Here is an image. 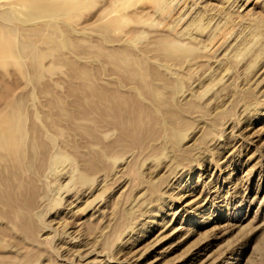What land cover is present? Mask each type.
Wrapping results in <instances>:
<instances>
[{
	"label": "rangeland",
	"instance_id": "1",
	"mask_svg": "<svg viewBox=\"0 0 264 264\" xmlns=\"http://www.w3.org/2000/svg\"><path fill=\"white\" fill-rule=\"evenodd\" d=\"M14 1L0 0V13ZM81 1L70 23L90 41L116 15L112 36L137 48L198 20L178 41L192 36L199 57L162 67L180 81L177 103L198 105L181 138L187 155L132 148L81 183L80 163L61 160L64 136L54 132L37 239L0 217V264H264V0H175L164 20L146 19L149 0Z\"/></svg>",
	"mask_w": 264,
	"mask_h": 264
},
{
	"label": "bare ground",
	"instance_id": "2",
	"mask_svg": "<svg viewBox=\"0 0 264 264\" xmlns=\"http://www.w3.org/2000/svg\"><path fill=\"white\" fill-rule=\"evenodd\" d=\"M174 1L149 0L146 19L169 16ZM82 6L81 0H15L0 13V217L33 240L38 183L52 165L54 132L64 136L61 160H77V181L85 183L132 148L161 156L170 146L184 159L181 138L198 108L194 101L177 103L180 81L162 69L199 57L192 36L187 46L178 41L198 28L196 18L188 32L161 29L137 48L131 38L112 36L118 15L90 41L84 26L70 23Z\"/></svg>",
	"mask_w": 264,
	"mask_h": 264
}]
</instances>
